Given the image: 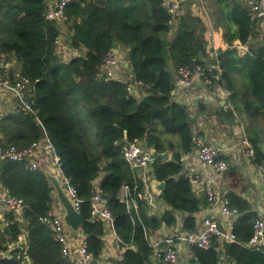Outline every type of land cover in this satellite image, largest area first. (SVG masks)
I'll list each match as a JSON object with an SVG mask.
<instances>
[{
  "label": "trees",
  "instance_id": "1",
  "mask_svg": "<svg viewBox=\"0 0 264 264\" xmlns=\"http://www.w3.org/2000/svg\"><path fill=\"white\" fill-rule=\"evenodd\" d=\"M54 1L0 0V46L7 62L14 63L9 75L13 78L19 71L34 82L31 100L56 145L64 174L83 199L81 213L88 221L82 231L93 257L101 260L105 245V223L92 219L91 207L95 182L104 171L100 186L114 214L120 243L126 246L114 264H158L149 229L176 226L177 213H181L182 230H195V214L204 202L184 170L182 157L194 149V131L188 107L173 99L175 77L170 64L176 69L206 64L213 50L207 26L202 17L185 13L171 38L173 25L165 0H73L66 8L71 46L84 47L85 54L64 62L56 52L58 24L46 17ZM223 3L225 41L230 46L236 39L249 42L254 23L249 6L239 0ZM118 45L128 49V69L144 84L140 99L130 94L126 82L97 78L98 66ZM218 62L222 67L218 81L229 87L232 102L251 120L247 136L256 149L254 160L262 163L264 151L254 122L264 121V46L251 45L243 56L236 47L227 48L218 55ZM207 72L212 78L217 74L216 69ZM161 130L177 135L179 142ZM0 133V147H25L41 139L44 131L34 113L20 109L0 117ZM125 139H145L156 152L172 151L169 160L153 162L154 177L166 181L160 197L171 207L161 217L150 215L143 201L138 212H129L119 199L125 183L143 187L138 172L123 157ZM0 183L27 203L26 223L15 221L12 213L6 217L8 224L0 223V254L18 239L23 227L29 231L25 255L0 257V263L72 264L52 229L41 220L55 199V187L46 171L30 170L23 162L0 161ZM228 197L241 216L234 225L238 242L223 243L226 254L235 264H264V246L248 245L258 213L245 198L235 193ZM221 244L215 238L208 249L192 247L197 263L223 264Z\"/></svg>",
  "mask_w": 264,
  "mask_h": 264
},
{
  "label": "built area",
  "instance_id": "2",
  "mask_svg": "<svg viewBox=\"0 0 264 264\" xmlns=\"http://www.w3.org/2000/svg\"><path fill=\"white\" fill-rule=\"evenodd\" d=\"M72 1L57 0L52 2L46 11L48 20L55 21L58 24L59 34L56 37V52L64 62H69L72 58L85 54L84 47L77 48L71 46L70 35L59 26L67 23L66 8ZM165 5L171 15L170 23L174 25L181 15L185 13L183 0L165 1ZM250 11L252 20L264 17V0H255L251 4ZM120 51L118 47L110 49L104 61L98 66L97 78L126 82L130 94L135 97L138 96L137 98L140 99L142 96L139 94H142L144 90L140 91L139 89H144V84L142 81L137 80L134 74L129 71V64H127V60H122ZM216 54L218 55V52ZM216 70L217 74L214 76L219 79L222 67L218 61ZM207 71L202 64L178 66L175 87L172 92L173 99L177 101V97L183 89L191 88L196 76L203 80L205 87L212 86L214 78ZM0 91L12 97V101L15 103V111L21 109L26 113H34L36 120L44 131L41 139L35 140L25 147H19L16 144L0 147V161H18L25 163L26 167L33 171H50L52 175L59 179L74 206L81 211L83 199L79 196L78 189L72 183L71 178L64 174L61 157L57 152L56 145L38 115V109L34 107L31 100L35 91L34 82L30 77L22 75L19 71L15 72L13 78L10 77L9 63L2 52L1 46ZM226 96L228 101L225 107L234 111L231 90L228 89L226 91ZM234 113L236 112L234 111ZM241 144L246 147L247 155L253 159L256 156V149L247 135L243 137ZM194 148L197 149L201 165L204 169H214L222 173L229 168V163L222 156L221 150L217 146L207 142L204 135H194ZM121 150L123 157L130 164L131 168L138 172L143 187H139L138 184L132 187L125 183L119 194L120 201L126 204L129 212H138L140 202L142 201L147 204L150 210L157 208L156 194L150 187V180L154 176V158L152 157V153L156 151L155 148L148 147L145 139H125L122 142ZM185 174L190 177L193 186L201 185L202 189L206 192L208 201L217 204L222 215L226 216L229 222L227 227H223L217 217L205 216L202 219L201 227H197L195 230H177L172 235L163 236L154 241L151 239L154 256H158L163 264H177L180 260V249L184 246H196L208 249L212 246L215 238L223 242H238L239 239L234 231V222L236 217L241 214L240 210L232 204L228 195L219 189L215 179L212 176L204 177L200 174H190L188 172H185ZM104 175L105 172L102 171L94 185V192L91 197L92 219L109 223L116 232L114 214L100 186V181ZM26 208L27 203L24 198L13 194L8 187L0 183V223L2 226L9 223L6 218L9 213L14 215L15 221L25 222L24 213ZM60 208V210H56L52 207L45 216H42L41 220L52 229L55 239L62 245L61 251L63 255L69 258L72 264H92L94 257L88 249L86 235L83 231H74L65 224L63 219L64 211L62 206ZM28 236L29 231L23 227L18 239L9 243V248L1 252L0 257H23L27 251ZM117 239L121 241L118 235ZM248 245L256 249L264 246V218L262 216H258L255 219L253 235ZM16 248L19 250L13 253V250ZM197 261L198 256L192 253L190 258L186 260V264H197Z\"/></svg>",
  "mask_w": 264,
  "mask_h": 264
},
{
  "label": "crops",
  "instance_id": "3",
  "mask_svg": "<svg viewBox=\"0 0 264 264\" xmlns=\"http://www.w3.org/2000/svg\"><path fill=\"white\" fill-rule=\"evenodd\" d=\"M165 1L172 2L173 0ZM239 1L245 6H249L251 10V4L255 0ZM183 7L185 13L202 17L207 26L206 35L211 39L213 50L205 59L206 64L203 66L209 71L216 69L218 55L227 48L236 47L238 54L243 56L250 50L251 45L253 47L264 46V17L253 20V30L249 37V42L242 43L239 39H236L233 45L230 46L225 41L223 35L225 24L224 12L226 8L223 0H183ZM178 23L179 19L172 26L170 32L171 38L176 35ZM117 47L119 50H126V57L128 49L126 47L122 48L123 46L121 45ZM217 52L218 55L216 54ZM10 65L13 66L14 63L9 62ZM172 71L176 78L177 69L174 68ZM213 78L216 80H214V84L205 87L203 80L196 76L192 87L183 89L179 93L177 101L188 107L194 135L202 134L207 142L217 146L221 150L222 156L228 161L229 168L222 173L214 169H204L201 165L197 149L194 148L182 157L184 170L190 174H200L204 177L212 176L223 193L227 195L235 193L245 198L250 203L252 210L264 218V158L262 163L256 162L254 160L256 156L253 159L250 158L246 153V147L241 144L243 137L250 133L248 128L252 126V122L246 118L240 109L236 108L234 103V111L236 113L225 107L228 101L226 91L229 87L218 81L219 79L215 76ZM238 83L240 85L241 81L238 80ZM139 95L142 96V94ZM14 107L15 103L12 101V97L0 91V117L12 112ZM254 124L258 129L256 132H259L260 145L264 151V121L258 120ZM171 157L172 151H170ZM193 189L204 200L200 211L195 214L197 227H201L202 219L205 216L217 217L221 225L227 227L229 222L227 217L222 215L217 204L208 201L206 192L202 189L201 185H194ZM156 201L157 208L153 210L149 209V214L161 217L171 207L160 196L156 195ZM60 204L55 195L53 207L56 210H60L62 206ZM240 216L241 214L236 217L234 225ZM177 219L178 224L176 226L163 224L157 229L150 228L148 236L154 241L160 237L172 235L177 230H182L183 215L177 213ZM24 223H26V220ZM104 223L105 234L103 238L105 245L99 264H114V260L122 257L126 246H123L117 239V232L114 231L113 227L107 222ZM220 242L222 243L220 253L223 264H235L226 254L224 242L221 240ZM192 253H194L192 247H182L180 249V260L177 264H186V260L190 258ZM158 264L163 263L160 262Z\"/></svg>",
  "mask_w": 264,
  "mask_h": 264
},
{
  "label": "water",
  "instance_id": "4",
  "mask_svg": "<svg viewBox=\"0 0 264 264\" xmlns=\"http://www.w3.org/2000/svg\"><path fill=\"white\" fill-rule=\"evenodd\" d=\"M127 64H129L127 62ZM152 157L154 158V161L157 158H161L165 161L170 159V151L166 150L164 152H153ZM47 176L52 180L53 185L55 187V191L57 194V199L61 203L64 214L63 219L65 224L74 231H80L82 229V226L88 221V218H86L81 211H79L72 201L70 200L69 196L65 192L63 186L61 185L59 179H57L50 171H46ZM166 186V181L159 180L156 177H152L150 180V187L151 190L157 195L160 196ZM156 263H160L161 259L157 256L155 257ZM92 264H99V260L97 258H93ZM199 264V263H197Z\"/></svg>",
  "mask_w": 264,
  "mask_h": 264
},
{
  "label": "rangeland",
  "instance_id": "5",
  "mask_svg": "<svg viewBox=\"0 0 264 264\" xmlns=\"http://www.w3.org/2000/svg\"><path fill=\"white\" fill-rule=\"evenodd\" d=\"M61 28H63L64 29V31H66L68 34H70L71 33V30H70V26H69V24L68 23H65V24H62V25H59ZM122 48H124V46L122 47ZM120 53L122 54V60H126V58H127V56L125 57V55H126V50H124V49H121V51H120ZM174 65H173V63H171L170 64V69L171 70H174ZM128 74V73H127ZM140 91L141 90H144V89H139ZM82 107V106H81ZM162 131V135H164L165 137H173L174 139H175V141H177V142H179V137L177 136V135H171V134H167V133H165V131H163V130H161ZM92 132H93V135L95 134V132L93 131V129H92ZM95 143V142H94ZM95 146V145H94ZM55 195H56V197H57V194H56V191H55Z\"/></svg>",
  "mask_w": 264,
  "mask_h": 264
}]
</instances>
